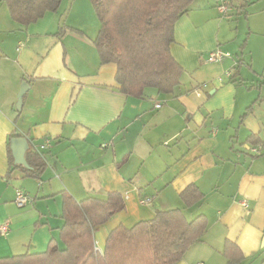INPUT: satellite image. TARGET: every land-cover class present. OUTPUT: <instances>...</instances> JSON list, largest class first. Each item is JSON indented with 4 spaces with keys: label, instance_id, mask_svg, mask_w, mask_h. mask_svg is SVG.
I'll return each mask as SVG.
<instances>
[{
    "label": "crops",
    "instance_id": "0c3cea01",
    "mask_svg": "<svg viewBox=\"0 0 264 264\" xmlns=\"http://www.w3.org/2000/svg\"><path fill=\"white\" fill-rule=\"evenodd\" d=\"M69 2L24 25L0 0V226L9 224L0 231V258L64 247V195L82 201L119 192L125 207L95 231L97 252L118 225L131 228L178 207L188 220L204 214L208 227L173 264H264V90L256 94L241 76L243 59L232 57L241 35L228 30L231 12L242 14L243 6L227 0L224 12L222 0H195L171 46L184 69L180 84L134 97L119 89L117 66L101 63L98 31L64 20ZM214 50L221 61L208 60ZM17 137L28 140L19 156L26 164L12 149ZM32 150L45 164L39 177L25 172L34 169ZM192 184L204 197L188 206L182 193ZM152 187L172 188L182 203L162 208L167 202ZM18 188L31 198L22 208Z\"/></svg>",
    "mask_w": 264,
    "mask_h": 264
},
{
    "label": "trees",
    "instance_id": "16d2710c",
    "mask_svg": "<svg viewBox=\"0 0 264 264\" xmlns=\"http://www.w3.org/2000/svg\"><path fill=\"white\" fill-rule=\"evenodd\" d=\"M6 1L13 19L24 25L35 22L48 11H57L62 3V0ZM91 2L100 23L94 43L101 63L117 66L119 89L134 97H144L148 88L160 93L172 92L184 72L171 51L175 25L195 0ZM253 140L254 137L249 138ZM30 164L34 169H25V172L39 177L45 164L33 150ZM182 196L188 206L204 197L193 184ZM124 207L119 192L109 193L107 199L89 197L82 201L64 195L65 246L52 244L40 254L0 258V264H173L183 258L188 247L208 227L204 214L188 220L180 208L159 210L153 219L140 221L131 228L118 225L109 234L104 253L95 251V231ZM228 264L235 261L229 259Z\"/></svg>",
    "mask_w": 264,
    "mask_h": 264
},
{
    "label": "rangeland",
    "instance_id": "374dc122",
    "mask_svg": "<svg viewBox=\"0 0 264 264\" xmlns=\"http://www.w3.org/2000/svg\"><path fill=\"white\" fill-rule=\"evenodd\" d=\"M234 2L239 6L241 5V8L243 6L245 11L242 14H237V8L235 7V12H231L232 18H229L231 29L228 30L233 32L234 35H237V33L241 35L239 37L240 44H235V48H233L234 52L238 51V55H231L235 58V63H238L239 59H243L242 63H239L238 66L241 76L246 77L248 81L255 85L253 91L257 94L258 90H264V0H233ZM192 5L195 6L194 3ZM194 6H191V8H194ZM63 12L64 9L62 10ZM68 17L69 20L67 21ZM64 20L71 24L83 25L89 31L93 29L99 31V20L91 0H71L69 2L68 13L65 14ZM245 42L244 48L241 49V45ZM237 56L241 58L238 59ZM249 64H252L253 67L250 68ZM243 90L245 93H250L245 86ZM15 175L17 176L15 179H19V175L17 173ZM150 189L153 190L151 194L156 195V200L160 198L161 201L164 200L167 202V205H161L162 208H167L166 206L168 204L175 206L176 204L182 203L172 188L168 190L169 192L162 193H157L153 187Z\"/></svg>",
    "mask_w": 264,
    "mask_h": 264
},
{
    "label": "built area",
    "instance_id": "2783aa9c",
    "mask_svg": "<svg viewBox=\"0 0 264 264\" xmlns=\"http://www.w3.org/2000/svg\"><path fill=\"white\" fill-rule=\"evenodd\" d=\"M222 2L223 3L221 4L220 9H221V11L225 12L228 9V6H227L228 2H227V0H222ZM223 57H224V54L221 51L214 50V51H211L209 53L208 60L210 62H219L223 59ZM156 106L160 107V104H157ZM47 145H48V143L44 142L43 144H41V147L44 148ZM251 150L253 153L260 154L262 152V147L261 146L253 147V148H251ZM152 200H153L152 198H144L142 200V203H150ZM30 201H31V198L25 193L24 190H22L20 188L16 189L15 203L19 208L26 206ZM243 203L246 205L245 202H243ZM8 229H9L8 223H4L0 226V231L4 235L7 233ZM197 264H203V263H197Z\"/></svg>",
    "mask_w": 264,
    "mask_h": 264
},
{
    "label": "water",
    "instance_id": "95a60500",
    "mask_svg": "<svg viewBox=\"0 0 264 264\" xmlns=\"http://www.w3.org/2000/svg\"><path fill=\"white\" fill-rule=\"evenodd\" d=\"M28 88H29L28 83H24L22 86V89L20 91L19 97H18V104L17 105L19 107L23 103V96L26 93V91L28 90ZM20 144H21V146H20L21 150L19 149ZM28 146L29 145H28L27 138L17 137V138L12 139V149H13L14 154L16 155L17 161L19 163L26 164L25 160H21L19 156L24 157V154H25ZM18 150H20V151H18Z\"/></svg>",
    "mask_w": 264,
    "mask_h": 264
}]
</instances>
